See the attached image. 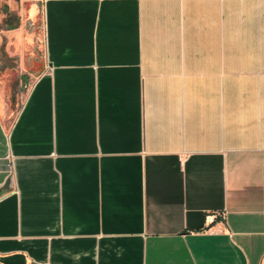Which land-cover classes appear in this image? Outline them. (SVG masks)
<instances>
[{
	"label": "crops",
	"instance_id": "crops-1",
	"mask_svg": "<svg viewBox=\"0 0 264 264\" xmlns=\"http://www.w3.org/2000/svg\"><path fill=\"white\" fill-rule=\"evenodd\" d=\"M22 1L45 57L0 98V264H264V0Z\"/></svg>",
	"mask_w": 264,
	"mask_h": 264
},
{
	"label": "rangeland",
	"instance_id": "rangeland-1",
	"mask_svg": "<svg viewBox=\"0 0 264 264\" xmlns=\"http://www.w3.org/2000/svg\"><path fill=\"white\" fill-rule=\"evenodd\" d=\"M20 1L21 4L12 7L2 1L0 7L1 25L5 28L0 37V98L6 95L11 112H16L23 103L45 57L40 6L37 12H32L31 1ZM17 33L21 34V44L14 38Z\"/></svg>",
	"mask_w": 264,
	"mask_h": 264
}]
</instances>
